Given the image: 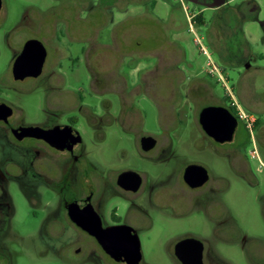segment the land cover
<instances>
[{"label": "rangeland", "instance_id": "1", "mask_svg": "<svg viewBox=\"0 0 264 264\" xmlns=\"http://www.w3.org/2000/svg\"><path fill=\"white\" fill-rule=\"evenodd\" d=\"M2 1L0 99L12 107L11 128L75 118L80 147L102 172L130 166L147 174L144 205L152 223L139 236L140 264H180L173 246L186 235L209 248L204 264H264V0H229L218 10L189 0ZM221 19L229 24L218 26ZM30 39L46 49L43 73L14 81L11 62ZM77 94L82 101L75 103ZM216 104L236 105L244 115L226 145L208 141L198 124L199 111ZM89 110L100 118L97 129L84 117ZM250 117L259 124L248 134ZM147 135L158 140L148 157L162 160L139 167L136 140ZM249 135L258 157H251ZM13 143L18 147L0 134V197L6 203L0 263L121 264L81 232L53 238L55 227L47 224L54 217L63 227L65 204L77 188L69 183L60 191L50 148L33 165L42 178L25 173L26 151L36 141ZM225 148L237 154L235 168ZM192 162L208 170L209 184L219 189L208 199L226 206L242 241L218 239L213 220L220 206L176 214L188 194L183 169ZM245 163L248 175L239 173Z\"/></svg>", "mask_w": 264, "mask_h": 264}, {"label": "flooded vegetation", "instance_id": "2", "mask_svg": "<svg viewBox=\"0 0 264 264\" xmlns=\"http://www.w3.org/2000/svg\"><path fill=\"white\" fill-rule=\"evenodd\" d=\"M228 1L229 0H225V3H228ZM1 3L2 5L0 12L3 8L2 0ZM194 3L204 4L205 8H209L212 10L218 9L217 6H214L216 3L215 0H196L194 1ZM20 51L16 53L10 65V76L12 79H13L12 65L16 57L19 55ZM43 70H44V66H43ZM37 78H33V79H37ZM120 100H121V115H122L124 110V105L122 104L121 97ZM78 101L79 102L82 101L80 94H77V96L74 98L75 103H78ZM0 103L5 104L6 106L12 109V107L8 102L0 99ZM207 107L225 108L237 119V122H240V117H239L240 111L236 105L235 106L233 105L232 107H228L222 104L206 105L199 111L198 124L204 137L208 139V141L214 142L218 145H226L228 142H231L233 137L230 141L220 143L217 142L213 137L209 136L206 133V131H204V129L202 128V125L200 124L199 121V115L201 111ZM80 111H81V107H80ZM12 114H13V110H12ZM12 114L7 118V121L0 120V134L6 136L7 141L11 145V147L17 148L18 146H16L15 143L13 142H20V141L15 139L12 132L16 128L21 126L11 128L10 119L12 117ZM84 117L88 121V123H90L92 128L94 129L98 128V121L100 120V118H98L94 110H89L88 112H86ZM105 118H107V123L109 122L108 125H110L113 122V121L110 122L112 118L108 111H105ZM256 118H253L252 127L249 130L248 127L246 128L248 134L250 132L252 133L253 128H256V126H258L259 119L257 120ZM76 125H77V121L75 120V118H68L64 122L52 125L50 127L37 126L42 129L52 130V131H56L59 128L58 130L59 136L61 137V143L62 146H64V149L58 150L56 148H53L48 143L40 139L25 138L36 141V144L30 147L29 149H27L26 151L28 158L26 163L23 165L24 172L31 174L33 177L35 176L36 178H42L41 176L35 173L33 165L36 161V158H39L44 155L45 148H50L51 150H53L57 156L49 159L51 160V165H52L51 167L53 168V173L57 182L52 180H50V182L58 183L61 188L60 191L66 190L69 183H70L69 185H75V188H77L76 195L72 198H69L68 199L69 201L65 204L64 207L65 220L61 221L62 222L61 225L63 227L57 226V224L60 223L57 222L54 217L51 218V221L47 224L48 226L51 225L55 227L53 231L56 233V235H53L54 236L53 238L55 239V237H57L61 239L65 235L67 230L73 231L70 234L73 238L77 236L78 232H81L86 236L90 237L98 246L100 251H102V253L105 256H107L110 260L116 263L125 264L123 262H117L113 260L109 255H107L102 250L101 246L98 244L94 236L89 235L86 231L82 230L79 226L76 225V223L72 221V219L70 218V213L73 211L74 206L75 207H80L83 205L90 206L94 214L97 216L102 229H108V228L117 229L119 227H128L130 231L135 233V235L139 240L140 234L144 232V230L150 228L152 223L150 216L147 212V209L145 208L144 205V200L147 194L146 192L148 190L147 174L141 172L135 167H130V166H118L115 169L108 170L106 173L102 172L98 168V166H96L95 164H93V162L89 160L88 156L83 152V149L80 147L82 144V137L77 131L75 127ZM237 129H238V124L234 131V134L236 133ZM9 134L12 137V139H9L8 136ZM148 136L152 137L150 135L141 136V137H137L138 140H136V149H137L136 155L138 160L140 161V164H137V166L139 167L141 166V163L144 162L155 163L162 160V158L153 159L151 157H148V155L150 154L151 156L152 155L151 153L158 147V140L156 138L152 137L155 140V145L152 149H150L149 151H144L142 149L141 138ZM74 138L76 139V143L70 145L69 141H71ZM249 138H252V141L254 143V149L250 153L251 157L252 158L258 157V150L257 148H255L256 147L255 137L253 136L250 137L249 135ZM222 152L224 153L225 156H228L230 158L231 167L235 168L234 155L237 156V154L236 153L233 154L230 151L228 152L226 148ZM42 158H46V157H42ZM188 166L202 167L207 173L206 182H204L202 185L199 186H190L189 184H187L184 180V172ZM248 171H249V166H247V163H245L244 167L243 166L241 167L239 173L248 175ZM182 179L184 185L186 186V189L188 190V194H187L188 198L187 197L185 198L184 208L181 211H179V213L177 212L176 214L180 216H184L188 214H193L195 210L206 214L210 208L214 209L216 205L218 207L220 206L219 215L215 214L217 216L213 220L214 231L216 232L215 234L219 235L218 239L226 240V241H238V240L242 241L244 237L241 236V231L238 229L237 223L230 222L226 218L228 212L226 206L222 203L216 204L215 200L210 201L208 199L209 194H211L212 192L219 191V189H215L209 184L210 177L208 170L197 162L188 163L183 169ZM137 182H139L138 185H136ZM152 191L153 188L151 187L148 193ZM112 200L114 201L117 200L118 202H121L122 205L119 207L115 206L113 204L114 201ZM154 208L155 210L158 209L157 207ZM169 208L170 207H166L165 209L169 210ZM5 209H6V203L0 197V217H2L1 213L3 214ZM62 229L64 232H61ZM226 231H228L227 236L225 233ZM185 239H194L202 243V247H203L202 259H204L205 256L211 255V253L209 254L208 252L209 248H207L203 240H200L190 235H186V236H182L181 238L178 239L177 242H175L173 246L174 256H175L174 254L175 245L178 242Z\"/></svg>", "mask_w": 264, "mask_h": 264}, {"label": "water", "instance_id": "3", "mask_svg": "<svg viewBox=\"0 0 264 264\" xmlns=\"http://www.w3.org/2000/svg\"><path fill=\"white\" fill-rule=\"evenodd\" d=\"M194 2L196 0H189ZM214 6H220L225 0H215ZM0 0V9H1ZM47 52L43 44L36 40H27L19 55L12 65V76L15 81L26 78H37L41 75L46 60ZM12 109L0 103V120L7 121ZM199 121L206 133L217 142L230 141L237 127V119L225 108L207 107L200 115ZM59 128L56 131L45 130L37 126L18 127L12 134L16 140L25 138L40 139L51 147L63 150L59 136ZM76 143V139L69 141L70 145ZM155 145L152 137L141 138V146L144 151H149ZM184 180L190 186L202 185L207 180L206 171L199 166H188L184 172ZM137 182L136 185H138ZM70 218L77 226L94 236L102 250L117 262L125 264H139L142 260L140 242L134 232L128 227L102 229L97 216L90 206L75 207L70 213ZM202 243L194 239H185L175 245L174 254L181 264H203Z\"/></svg>", "mask_w": 264, "mask_h": 264}, {"label": "crops", "instance_id": "4", "mask_svg": "<svg viewBox=\"0 0 264 264\" xmlns=\"http://www.w3.org/2000/svg\"><path fill=\"white\" fill-rule=\"evenodd\" d=\"M226 4H228V3H225V4H223V5H220V6H218L217 8L219 9V8H221V7H224ZM218 9H217V10H218ZM239 15H240L241 18H243V14H239ZM253 20H256V19H253ZM226 23L229 24V21H228L227 19H221L220 21L217 22L218 26H224V25H227ZM216 52H217V51H216ZM218 52H219V53H218ZM218 52H217V54L220 55V54H221L220 49L218 50ZM220 57H221V56H220ZM237 107H238V106H237ZM238 109H239L240 113H242V111L240 110L239 107H238ZM250 120L253 121V118L250 117ZM247 121H248V120H247Z\"/></svg>", "mask_w": 264, "mask_h": 264}, {"label": "built area", "instance_id": "5", "mask_svg": "<svg viewBox=\"0 0 264 264\" xmlns=\"http://www.w3.org/2000/svg\"><path fill=\"white\" fill-rule=\"evenodd\" d=\"M239 117L241 118V117H243L244 118V115H243V113H240L239 114ZM246 119V118H245ZM247 120V119H246Z\"/></svg>", "mask_w": 264, "mask_h": 264}, {"label": "trees", "instance_id": "6", "mask_svg": "<svg viewBox=\"0 0 264 264\" xmlns=\"http://www.w3.org/2000/svg\"><path fill=\"white\" fill-rule=\"evenodd\" d=\"M197 19L200 20V22L202 21L201 16H199Z\"/></svg>", "mask_w": 264, "mask_h": 264}]
</instances>
